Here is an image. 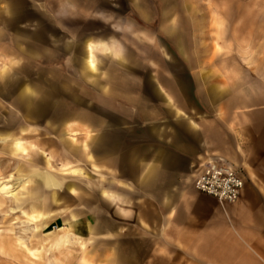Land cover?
Returning a JSON list of instances; mask_svg holds the SVG:
<instances>
[{
    "label": "crops",
    "instance_id": "1",
    "mask_svg": "<svg viewBox=\"0 0 264 264\" xmlns=\"http://www.w3.org/2000/svg\"><path fill=\"white\" fill-rule=\"evenodd\" d=\"M33 1L72 37L60 33L39 51L28 34L19 47L15 31L10 55L27 67L12 78L34 80L35 62L85 65L95 44L99 70L87 72L95 205L66 224L92 238L95 264H264V0ZM123 44H154L153 56L131 58ZM161 44L176 54L163 56ZM188 44L216 47L199 56ZM212 157L243 175L238 201L196 189Z\"/></svg>",
    "mask_w": 264,
    "mask_h": 264
},
{
    "label": "rangeland",
    "instance_id": "2",
    "mask_svg": "<svg viewBox=\"0 0 264 264\" xmlns=\"http://www.w3.org/2000/svg\"><path fill=\"white\" fill-rule=\"evenodd\" d=\"M41 9L42 3L40 1L0 0V71L1 67L4 66L8 68L10 74L18 70V74L22 76L24 69L27 67L24 63V58H15V56L10 55L9 46L10 44H15L14 38L17 36L15 31H18L19 40H21V42L18 41L19 47L20 44L24 45L26 43L27 37L25 34L37 33L43 35L44 40L41 38L33 39L32 44H34L35 50L39 51L42 44H54L53 42L58 39L60 33L61 37L65 36L67 41L72 37V34L62 33L63 27L58 26V24L54 25L52 17L42 16ZM123 45L131 58L139 56L143 50L147 54L149 53L148 55L153 56L154 44ZM161 45L163 46V56L170 55V53L176 54L173 44ZM188 45L193 48L195 55L198 54L199 56L203 48L208 51L207 48L209 46L216 47V44ZM178 55H180L179 52ZM9 62H11V65ZM111 68V72L115 75L119 67L114 65ZM87 72L85 65H47L35 62L33 73H30L31 76L33 75L34 80L22 78L21 80L23 81L19 82V86L14 93L19 94L24 86L27 85L29 91H35L39 95V104L43 103L46 107H58L63 110L77 109L79 114L77 120L83 122L90 115L88 111L90 108V81ZM12 103L13 97L11 99L9 97H0V106H3V108L6 109L7 106H12ZM3 108H1L2 111L4 110ZM79 109H82V111H78ZM84 109L86 110L84 111ZM49 124L46 121L30 122V120L26 124L23 123L28 128L26 135L28 141L34 142L38 146V150L31 149V152H37L42 147L50 153L53 163L50 169L54 171L64 164L67 166L76 165L82 171L90 174V176L79 175L80 178L77 179V183L81 190L78 192L67 191L69 185H73L75 179L72 175L66 176L63 181V187H66L67 190H63L59 195V202H53L51 192H42L38 200L40 202L39 209L49 213L65 208L64 218L72 213L77 216H88L93 211L92 206L95 205V197L92 198L93 196L89 192L90 180L92 179L91 170L92 168L96 170L99 167H97L95 161L92 164L87 162L84 150L79 152L76 158L72 154L66 153L62 149L64 147L63 142L57 136L59 132L55 129H50L51 126ZM18 133H21V131L19 130ZM84 141L83 135L77 137V143L82 144V147ZM24 161L21 156H15V159H12L0 150V178L7 179L11 174L12 177L20 176L21 173L30 174L35 166L31 163L24 164ZM19 167L22 168L20 171H18ZM40 167L42 168V166ZM35 185V182H33L29 185V188ZM4 199V204L0 207V264H95L90 255L92 253L91 247L87 252H82L78 247L59 250L41 248L37 255L30 254L18 239L23 238L30 247L39 248L43 243L44 237L41 234L34 236V223L23 215L21 210L10 211V207L15 206L16 203L10 199ZM44 200H46V205L41 203ZM64 218L62 216L55 217L48 229H54V226L63 223ZM68 227L70 228L71 226Z\"/></svg>",
    "mask_w": 264,
    "mask_h": 264
},
{
    "label": "bare ground",
    "instance_id": "3",
    "mask_svg": "<svg viewBox=\"0 0 264 264\" xmlns=\"http://www.w3.org/2000/svg\"><path fill=\"white\" fill-rule=\"evenodd\" d=\"M28 36L33 39H44L43 35L37 33H31ZM100 45L108 50L110 54L114 50L110 44ZM94 46L95 44L91 42L87 43L84 60L86 70L93 73L99 70L98 57ZM9 63L11 65V62ZM0 74L2 76L0 78V97H9L10 99L13 97L12 106H7L6 109L0 106V150L12 159H15V156H21L25 160L24 164L31 163L35 166L30 174L21 173L17 177H12L11 174L7 179L0 178V207L4 204V198L13 200L16 205L10 207V211L21 210L23 215L34 223V236L43 235V243L39 248L30 247L23 238L18 239L30 254L37 255L41 248L59 250L78 247L82 252H87L92 238L76 234L66 225L71 220H75L77 215L72 213L64 218L65 208L49 213L43 212L39 209L40 202L38 200L42 192L48 191L52 193L53 202H59V195L63 190L67 189L63 187V181L66 176L72 175L75 177L81 174L89 177L90 174L82 171L76 165L67 166L64 164L56 171L50 169L53 166L51 154L42 147L37 152H31V149L38 150V146L36 143L28 141L26 137L28 128L23 123L26 124L29 120L30 122L46 121L50 123V129H55L59 132L57 135L59 140L64 143L67 152L69 151L68 153L73 155L80 150L74 145L77 142V137L82 133L85 138L82 148H84L87 162L91 163L93 157L90 153V140L94 135L92 120L88 117L85 119L83 127H80V123L77 120L79 114L74 109L63 110L58 107H46L43 103L39 104V95L35 91H29L27 85L24 86L19 94H15L14 92L18 88L19 82L23 80L20 78L11 79L16 73L12 72L10 74L8 68L4 66L1 67ZM1 108L4 110L2 111ZM19 130L21 133H18ZM29 156L31 157L29 158ZM16 160L18 159L16 158ZM21 169L19 167L18 171ZM33 182L36 185L29 188V185ZM69 189L71 192L75 191L73 185H69ZM41 203L46 205V200ZM58 216L64 218L63 223L54 226V229H48L51 221Z\"/></svg>",
    "mask_w": 264,
    "mask_h": 264
},
{
    "label": "built area",
    "instance_id": "4",
    "mask_svg": "<svg viewBox=\"0 0 264 264\" xmlns=\"http://www.w3.org/2000/svg\"><path fill=\"white\" fill-rule=\"evenodd\" d=\"M245 179L238 169L222 157H212L201 164L195 178V187L202 193L216 197L221 203L240 199Z\"/></svg>",
    "mask_w": 264,
    "mask_h": 264
}]
</instances>
